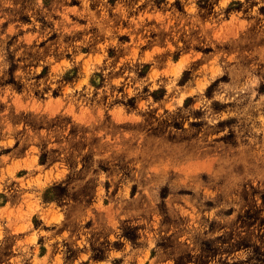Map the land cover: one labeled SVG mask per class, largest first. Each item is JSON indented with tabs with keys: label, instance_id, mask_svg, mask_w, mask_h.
I'll list each match as a JSON object with an SVG mask.
<instances>
[{
	"label": "rangeland",
	"instance_id": "obj_1",
	"mask_svg": "<svg viewBox=\"0 0 264 264\" xmlns=\"http://www.w3.org/2000/svg\"><path fill=\"white\" fill-rule=\"evenodd\" d=\"M0 264H264V0H0Z\"/></svg>",
	"mask_w": 264,
	"mask_h": 264
}]
</instances>
